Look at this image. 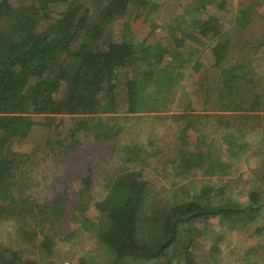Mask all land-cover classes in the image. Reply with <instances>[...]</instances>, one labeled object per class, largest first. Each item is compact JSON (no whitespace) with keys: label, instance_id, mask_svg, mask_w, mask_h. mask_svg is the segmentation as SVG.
Instances as JSON below:
<instances>
[{"label":"trees","instance_id":"1","mask_svg":"<svg viewBox=\"0 0 264 264\" xmlns=\"http://www.w3.org/2000/svg\"><path fill=\"white\" fill-rule=\"evenodd\" d=\"M153 1L157 0H0V264H50L53 247L72 239V222L79 219L78 229L96 240L102 258L81 257L76 264H210L194 258L192 248L213 218L224 225L239 222L246 227L251 220H259L264 211V40L251 46L256 55L229 60L228 47L235 35L225 27L227 21L216 11L207 19L196 18L207 4H213L226 16H234V26L241 29L243 10H247L243 0H231V4L229 0H198L204 8L187 20L197 24L195 36L215 54L216 62L209 67L220 70L219 88L208 85L202 112L193 114L201 124L213 123L222 137L204 141L202 128L195 126L200 135L177 154L175 177L196 175L193 169L198 167L211 179L212 171L214 175L225 172L235 157L247 154L252 144L244 138L255 131L258 145L254 151L263 161L254 173V187L249 184L248 201H240L242 190L235 198L225 197L222 186L210 195L215 185L211 179L195 192L170 181L171 192L159 196L148 178H143L146 169L139 167L116 170L105 186L96 184L99 164L109 161L117 149L130 152L132 142L124 136L131 129L128 122L133 114L159 109L163 103L156 97L170 85L161 81L171 71L166 51L156 47L159 40L154 46L148 38L142 43L132 39V17L146 8L152 14ZM260 17L264 18V12ZM116 20L125 32L121 38L113 35ZM217 36L225 38V46ZM223 47H227L224 56ZM257 68L262 72L255 77ZM124 69L135 70L137 76L124 83L122 95L115 89ZM149 86L154 92L148 101L142 92ZM118 118L125 122L121 124ZM186 120L187 127L195 125L192 116ZM148 139L154 143L151 136ZM135 142L138 146L134 147L146 153L147 148ZM219 142L228 156L219 152L215 145ZM21 145L32 147L23 152L18 148ZM49 158L69 168L63 172L66 185L59 191L54 187L52 193V184L46 183L42 197L30 194L24 187L28 181L25 165ZM122 160L129 163L136 158L123 155ZM186 177V183L199 182ZM92 206L99 210L97 219L87 217ZM6 221L13 229H3ZM28 245L37 250V257L29 255Z\"/></svg>","mask_w":264,"mask_h":264},{"label":"rangeland","instance_id":"2","mask_svg":"<svg viewBox=\"0 0 264 264\" xmlns=\"http://www.w3.org/2000/svg\"><path fill=\"white\" fill-rule=\"evenodd\" d=\"M205 1L213 2V0ZM243 1V4H246L245 7H247V10H243V14L246 13L243 16L245 24L241 29H238V26H234V16H226V12L217 10L215 8L216 6H213V4L206 5L209 8V12H207L208 8H204L203 5H198V0L153 1L151 3L155 4L152 7L155 11H153L152 14L149 15V9L146 8L142 9L143 11L140 10V13H142L141 15L136 14L132 17L133 41L135 43H142L143 38H148L147 40L149 43L154 44L159 40L158 42H160V44L158 46L154 44V46L159 50L163 49L166 51V60L171 71L170 76H174V79L171 80L169 76L161 80L164 82L168 81V83L170 82V85L163 88V92L160 93L159 97H156L159 102L163 103L161 106H158L161 109L159 108L157 110L160 111L136 112V114H133V117L128 122V124L131 125V129L127 128L126 135L124 136V139H128L132 142L130 145L131 148H129L130 152L117 149L114 151L112 157L107 158H110L109 161L99 164L100 167L94 174V178H96L95 181H97L96 184L105 186L107 184L106 181L113 177L112 175L116 170V172L124 170L130 171L138 167L140 169H146L143 178H148L153 192L159 196H166L171 192L173 186L170 181L175 180L181 182V184H184L180 186L181 188L186 186V189L192 190L193 192L198 191L204 183L207 184L208 179L211 178L205 177L203 169L199 167L193 169L196 175L183 174V176L175 177V167L178 164V158H176L177 154L181 153V150L189 143H194L196 137L200 135V132H198L199 130L196 132L194 131L193 128H195V126L202 128L201 133L206 137H203L204 141L211 140V138L221 139L222 137L219 132L213 129V123L212 125L201 124V121L194 117L196 114H193L202 112V104L206 95L205 88L208 85L215 86L213 89L216 87L219 88L217 80L220 76V70L209 67L210 64L216 62L215 54L203 44L204 42L202 40L199 41L197 37V28L199 27L197 24H194L192 21L188 22L187 20L192 19V13L201 7L204 8V11L199 13V16L196 17L199 19H207L210 12L216 11L219 18L227 21L225 27L235 35L232 46L228 47L229 54L227 57L229 60H231L230 58H232L233 61L235 58L238 60V58L245 55H256V53L252 51L253 48L251 49V46L264 40V18L260 17L264 12V0H260V5L258 7L255 5V0ZM228 2H230V4L232 3L231 0ZM236 2H238V0H236ZM136 9L137 7L133 8L134 12ZM120 25L121 21L116 20L113 26V30H116L113 35H116V38H121V34L124 32L123 26ZM196 34L197 36H195ZM168 36H171V38H168ZM217 37H219V40L223 39L222 43L223 46H225V38L220 36ZM218 41L215 39V45H217ZM226 48L227 47L222 48L220 51L221 55L224 56ZM179 55H182L183 59H180L178 57ZM199 61L201 64H199ZM258 72L261 73L262 69L257 68L255 77L259 75ZM136 76L137 73L135 70H121L117 76V88L115 90L125 95L122 90L124 83L129 78ZM159 78L161 79L160 75ZM147 89L142 93H144V97L146 96V99L149 101V99H152L149 94L154 92V89L152 86H149ZM155 96L156 94H154V97ZM168 112L175 117H169L170 115H167ZM185 113H190L191 115ZM187 116H192L193 124L195 125L187 127ZM120 117H122V115H120ZM118 121L121 124L125 122L122 118H118ZM134 124L138 126H132ZM186 129L188 135L184 134ZM41 130L43 132V128H41ZM148 135L154 139L153 144L149 141ZM121 139L123 140V134L121 135ZM136 140L141 142L143 148H147L146 153L138 151V149L134 147L138 146L135 142ZM242 140L238 141V144ZM244 140L252 144V146L248 148L247 154H243L241 157H235L231 163V168H227L223 173L220 172L214 175L212 171L213 177L211 176V182L215 185H212L209 192L210 195L214 196L215 188L222 186L224 187V193H226L225 197L235 198L238 196L239 191L242 190L243 192L240 193L242 196H238L241 200H237L248 201L249 193L247 192L250 190L249 184L254 187L252 184V181L255 179L254 173L259 171V164L263 160L258 157V154L254 151V148L257 149L256 146L258 145L257 132L253 131L249 133ZM133 141L136 144H134ZM215 145L218 147L221 154L226 156L229 155L228 150L224 152L222 150L224 144L219 142ZM29 146L32 147V145H21L18 148L23 149L24 152L27 151V147ZM123 155L129 156V158L135 157L136 160L126 163L122 160ZM43 156L45 157V154H43ZM100 156L101 153H98L97 159ZM173 160L176 164L172 163ZM170 161L171 164L168 163V166L167 162ZM145 166L148 167L146 168ZM159 169H165L167 171L157 173ZM66 170H69V168L65 164L53 158H49L47 161L43 162L40 161L37 164L28 162L25 165L24 171V175H26L28 181L24 183V187H28L30 191H32L30 194L34 193L39 195V197H42L45 193L44 191L47 188H44V185L46 183L48 186L52 184V189L49 188L52 193L54 187L57 188L56 191H59L66 185L63 181L65 176L63 172H66ZM208 170H210V168ZM107 173L110 175L106 176ZM186 176L190 178L189 180L196 178L199 180L198 184L196 185V183L192 181L186 183V180H184ZM163 186H165V188ZM96 188L99 187L96 186ZM244 188L245 190H243ZM96 194H99L98 190ZM181 194L182 193L179 192L178 195L180 196ZM185 197L187 196H184L182 199H186ZM98 215L99 210L95 206H92V208L87 211V217L89 216V218H96ZM263 221L264 211L259 216V220H251L247 223V227L239 222L235 225H224L220 222L219 218H213L210 224L207 225L206 228H203V233H200V235L194 239V243H197V247L192 248V256L200 261L209 262L210 264H264V226H260L261 228L259 227ZM79 222L80 219L78 222H72V229L74 230L72 239L67 241L61 240V242L53 247L55 251L53 250L54 254L49 258L50 264H76L81 257L94 261L96 258L99 260L102 258L98 243L88 232L81 228L78 229ZM11 227L12 224L9 221L3 223V229L11 230L13 229ZM257 228L261 229L260 233L256 231ZM26 247L30 251L29 255L31 257H37V250L35 251L33 246L28 245ZM127 264L149 263L133 261V263Z\"/></svg>","mask_w":264,"mask_h":264},{"label":"crops","instance_id":"3","mask_svg":"<svg viewBox=\"0 0 264 264\" xmlns=\"http://www.w3.org/2000/svg\"><path fill=\"white\" fill-rule=\"evenodd\" d=\"M169 113H170V112L167 113V115H170L169 117H172V116L175 117L174 115H171V114H169ZM185 114H190V113H185ZM185 114H182V115H185ZM190 115H191V114H190ZM192 115H193V114H192ZM196 115H197V114H196ZM189 119H190V118H189ZM186 131H187V129L185 130V133H184V134H186ZM194 131H195V129H194ZM195 132H196V131H195ZM180 134H182V133H180ZM180 134H178V135H180ZM178 135H175V136H178ZM175 136H174V137H175ZM174 140H177V139H174ZM177 145H178V144H177ZM168 166H169V164H168Z\"/></svg>","mask_w":264,"mask_h":264}]
</instances>
